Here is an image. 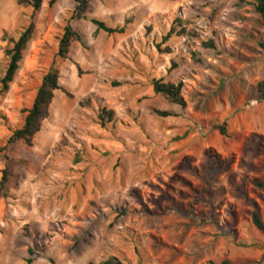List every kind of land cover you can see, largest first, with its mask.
<instances>
[{
	"label": "rangeland",
	"instance_id": "rangeland-1",
	"mask_svg": "<svg viewBox=\"0 0 264 264\" xmlns=\"http://www.w3.org/2000/svg\"><path fill=\"white\" fill-rule=\"evenodd\" d=\"M19 1L0 0V76L4 36L35 29L0 97V148L53 66L62 90L34 146L0 153V264H264V21L251 0H89L81 21L75 0L38 13ZM69 24L81 41L61 60ZM154 81L182 83L187 107ZM101 108L116 113L106 129Z\"/></svg>",
	"mask_w": 264,
	"mask_h": 264
},
{
	"label": "trees",
	"instance_id": "trees-1",
	"mask_svg": "<svg viewBox=\"0 0 264 264\" xmlns=\"http://www.w3.org/2000/svg\"><path fill=\"white\" fill-rule=\"evenodd\" d=\"M59 0H51L49 6L53 7ZM45 0H20L19 4L25 7L33 9L34 13L41 11ZM77 7L73 12L71 17L72 21H81L86 18V14L89 8V0H75ZM252 5L258 15L264 21V0H251ZM93 25L97 28V33L103 32L108 36L123 35L126 32V27L111 28L107 23L93 19L91 21ZM35 26L30 24L24 29L21 35L16 39L13 37L4 36L3 41L8 42L5 51V69L3 74L0 76V97L6 96L11 85L14 83L15 78L20 70L21 63L24 60L25 52L32 40ZM173 31L165 38V41L171 39ZM81 38L79 34L74 30V28L69 24L67 25L62 35L59 37V50L58 58L61 60H67L71 48L75 42H80ZM161 49V46H158ZM207 48L215 49V43L209 42L206 44ZM264 48V45H262ZM174 67H177L176 65ZM60 72L53 66L47 72L44 73L42 77L41 85L37 91L35 100L30 108H26L22 112V124L18 127H9L10 136L6 141V145L0 148V153H5L7 155L8 148L15 146L18 143H24L27 147L31 148L34 146V141L36 136L42 131L44 121L49 117L50 107L55 99V95L58 91L62 90L60 85ZM154 92L157 95L163 96L166 100L174 105H178L181 108H186L187 103L182 95L183 84L178 85L172 83H164L163 81H154L153 83ZM258 92L264 100V81L260 82L258 85ZM160 116L163 118L174 117L171 112H162ZM116 118V113L108 108H101L98 114V121L102 128L106 129L108 126L114 122ZM220 133L228 136L227 126H218L217 128ZM7 157V156H6ZM11 174L8 170L4 171V176L0 181V194L7 193V186L10 183ZM262 187V186H261ZM254 224L259 229L264 231V224L256 213L254 215ZM30 254L34 256V252L30 251ZM28 264H33L34 260L28 259ZM102 264H123L116 258H111ZM222 264H232L228 260L222 262Z\"/></svg>",
	"mask_w": 264,
	"mask_h": 264
}]
</instances>
